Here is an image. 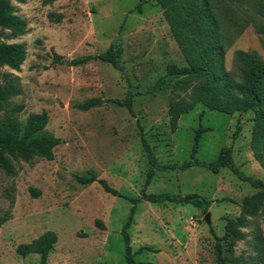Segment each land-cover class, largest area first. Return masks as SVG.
I'll use <instances>...</instances> for the list:
<instances>
[{
  "label": "rangeland",
  "instance_id": "1",
  "mask_svg": "<svg viewBox=\"0 0 264 264\" xmlns=\"http://www.w3.org/2000/svg\"><path fill=\"white\" fill-rule=\"evenodd\" d=\"M139 0H25L13 2L16 14L26 22V33L7 43L25 46L26 58L19 70L0 68V85L13 79L22 104L24 122L30 113L46 111L45 131L60 139L53 160L36 158L15 164L16 173L0 170V213L11 219L0 227V264H39L38 255L20 257L19 244H27L47 231L57 235L48 264H125L121 228L131 204L104 192L97 183L82 185L77 177L93 173L113 189L140 197L163 191L179 196L199 195L209 201L205 212L192 205L151 204L136 207L128 229L136 261L152 264H219L216 238L226 233L228 220L240 215L245 197L258 192L232 172L217 174L194 166L184 171L157 172L144 187L147 162L140 141L143 134L159 165L188 160L196 130L201 128L196 158L214 161L223 147L248 177L264 182V170L249 147L253 114L227 115L200 104L183 114L173 130L168 108L171 98L185 93L175 88L179 76L167 77L155 90L147 89L166 73V67L186 66L161 8L153 0L134 11ZM254 23L243 30L225 54V69L235 73V50L256 54L264 63V15L249 5ZM50 14L61 15L55 23ZM123 46L125 76L109 64L92 60L71 67L55 63L56 56L69 61L104 52L115 40ZM134 94L132 113L109 102ZM101 105L82 110L90 99ZM241 124L236 139L233 132ZM38 192L34 197L30 192ZM210 213V223L205 216ZM99 221L100 227L95 223ZM244 239L229 247L223 240V264H264V214L247 218L240 228ZM258 241V243H257ZM150 249V250H149ZM237 259L238 263L233 260Z\"/></svg>",
  "mask_w": 264,
  "mask_h": 264
},
{
  "label": "trees",
  "instance_id": "2",
  "mask_svg": "<svg viewBox=\"0 0 264 264\" xmlns=\"http://www.w3.org/2000/svg\"><path fill=\"white\" fill-rule=\"evenodd\" d=\"M25 0H0V68L7 67L19 70L26 58L25 46L20 43H7L26 33V22L16 14L13 2L24 3ZM56 0H46L52 3ZM162 10V16L167 24L171 36L175 41L186 66L179 67L170 64L166 73L161 76L155 85L147 91L155 90L167 77L179 76L175 88L185 93V97L175 94L169 103L168 115L172 129L176 128L179 117L187 114L200 104L212 111L232 115L236 112H251L253 114V127L251 130L249 147L253 159L264 170V63L254 53L235 50L232 55V65L235 73L225 69V54L233 42L238 39L245 27L254 23V15L243 9L249 5L256 14L264 15V0H153ZM148 0H139L134 11L141 12V6ZM49 18L55 23L61 21V15L50 14ZM123 46L120 39L111 43L107 49L95 56L86 55L65 61L56 56L55 63L76 67L92 60H99L109 64L113 69L125 76L124 62L122 60ZM19 95L13 79L6 77L0 85V170L7 176L16 173L15 164L26 163L39 158L53 160L54 149L60 144V139L45 131L48 123L46 111L30 113L24 122L19 120V114L24 110L22 104L12 105L11 99ZM134 94L128 90L124 99H110L120 107L132 113ZM101 105L99 99H90L79 105L82 110H89ZM241 124H237L232 138L236 139L241 131ZM140 130V141L147 162V174L144 187H148L151 179L157 172L173 170L184 171L198 166L204 167L213 174L221 169H227L240 181L248 183L258 192L244 198L241 204L240 215L236 220H228L226 233L216 238L215 247L219 264L226 259L222 257L223 240H227L231 247L235 242L244 239L240 228L246 226L247 218H254L259 211L264 214V182L260 179L245 176L232 159L230 147L219 150L214 161L205 163L196 158L198 141L202 129L196 130L191 154L188 160L181 164L159 165L144 134ZM82 184L97 182L104 192L127 200L131 207L120 234L124 246L125 264H152L134 259L130 245L128 229L134 221L136 207L142 201L151 204H182L205 212L209 201L199 195L179 196L163 191L155 194H146L141 190V196L135 197L123 194L111 188L105 180L98 179L93 173L88 176L77 177ZM34 197L39 194L30 189ZM11 219L10 212L0 213V227ZM97 225L102 227L99 221ZM57 242V235L47 231L27 244H19L16 253L20 257L38 255L39 264H48V255ZM258 243V241H257ZM259 244V243H258ZM150 250V249H149ZM238 263V260H233Z\"/></svg>",
  "mask_w": 264,
  "mask_h": 264
},
{
  "label": "water",
  "instance_id": "3",
  "mask_svg": "<svg viewBox=\"0 0 264 264\" xmlns=\"http://www.w3.org/2000/svg\"><path fill=\"white\" fill-rule=\"evenodd\" d=\"M210 213L208 212L207 214H206V216H205V221L207 222V223H210Z\"/></svg>",
  "mask_w": 264,
  "mask_h": 264
}]
</instances>
